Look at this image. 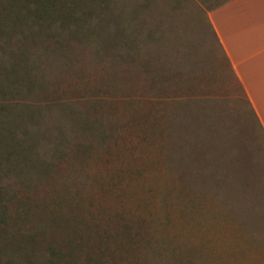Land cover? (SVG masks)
Returning a JSON list of instances; mask_svg holds the SVG:
<instances>
[{
	"label": "rangeland",
	"instance_id": "rangeland-1",
	"mask_svg": "<svg viewBox=\"0 0 264 264\" xmlns=\"http://www.w3.org/2000/svg\"><path fill=\"white\" fill-rule=\"evenodd\" d=\"M225 1L0 0V137L34 159L8 166L0 264H264V131L209 23Z\"/></svg>",
	"mask_w": 264,
	"mask_h": 264
},
{
	"label": "crops",
	"instance_id": "crops-1",
	"mask_svg": "<svg viewBox=\"0 0 264 264\" xmlns=\"http://www.w3.org/2000/svg\"><path fill=\"white\" fill-rule=\"evenodd\" d=\"M208 15L229 70L264 131V0H227Z\"/></svg>",
	"mask_w": 264,
	"mask_h": 264
},
{
	"label": "trees",
	"instance_id": "trees-1",
	"mask_svg": "<svg viewBox=\"0 0 264 264\" xmlns=\"http://www.w3.org/2000/svg\"><path fill=\"white\" fill-rule=\"evenodd\" d=\"M0 134H2V130L0 129ZM26 135V134H23ZM30 149V151H29ZM33 148L27 147V139H19L18 136H15L13 139H6L3 136L0 137V217L2 218L0 221V224L4 225L9 220V215L6 216V213L9 211L10 213V207L5 206V197L1 193L2 190L6 191L7 189V180L10 179L12 174L10 164L16 165V168L20 166L19 161H25L28 163V166L34 163V159L32 156L29 155L30 152H32ZM17 160V161H16ZM24 173H20L19 179L23 177ZM6 181V183L3 185V183ZM2 184V185H1ZM11 201V200H10ZM9 208V210H8ZM8 210V211H7ZM6 211V212H5ZM5 212V214H3ZM6 216V217H5ZM61 253H59L58 250L52 249L50 251V261L53 263L61 262L63 258H60Z\"/></svg>",
	"mask_w": 264,
	"mask_h": 264
}]
</instances>
